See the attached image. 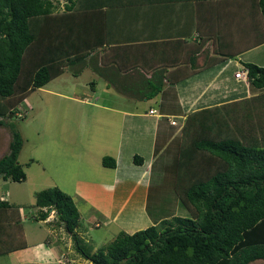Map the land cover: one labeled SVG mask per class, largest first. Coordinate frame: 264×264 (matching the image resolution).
<instances>
[{
  "label": "trees",
  "instance_id": "16d2710c",
  "mask_svg": "<svg viewBox=\"0 0 264 264\" xmlns=\"http://www.w3.org/2000/svg\"><path fill=\"white\" fill-rule=\"evenodd\" d=\"M130 2L137 3L136 0H66L59 10V0H0V126L22 113L20 106L30 93L65 73L67 67L73 75H79L87 65L85 59L106 44V39L110 45L107 44L108 53L101 61L125 74L128 68L125 41L113 37L119 36L115 22L120 21ZM143 3L148 6L154 0ZM237 3L245 8V17L253 13L258 16V42L263 43L264 0ZM245 66L252 86L264 89V66L254 63ZM104 71L101 67L98 74H108ZM158 74L162 76L156 78ZM183 78L162 68L160 73L146 79L112 76L105 80L130 99H151L166 82L175 83ZM262 96L255 100L259 119L253 135L256 137L250 135L252 139L242 129L232 130L225 119L218 122L221 115L218 108L187 117L176 159V188L188 215L164 218L133 233L120 231L94 252L80 246L79 209L73 198L59 187L37 192L35 206L40 211L35 219L46 220L55 210L78 252L93 264H250L264 260V116H259ZM255 114L253 109L233 110L227 118L235 125V119H253ZM23 143V137L15 131L9 153L0 158V175L5 179L17 182L27 179L18 159ZM133 159L137 164L143 162L137 155ZM102 164L116 168L117 161L115 157L105 156ZM8 208L19 210L0 200V221L13 218L4 212ZM13 220L23 231L19 219ZM1 229L4 227L0 224ZM24 246L25 243L21 247ZM21 247L14 244L7 251Z\"/></svg>",
  "mask_w": 264,
  "mask_h": 264
},
{
  "label": "crops",
  "instance_id": "0c3cea01",
  "mask_svg": "<svg viewBox=\"0 0 264 264\" xmlns=\"http://www.w3.org/2000/svg\"><path fill=\"white\" fill-rule=\"evenodd\" d=\"M136 1L137 3L130 2L125 6L120 21L115 22L116 34L119 36L113 38H118L117 41H125V63L128 67L125 68V74H120L116 66L110 64L107 66L101 61L102 56L108 53L107 44L110 41L107 42L106 39V44L99 47L97 52H91L85 59L87 65L81 72L87 71L93 74L94 79L87 83L89 88H85L87 84L83 87L84 94L91 96H75L80 93L67 90L68 88L60 85L55 87L53 82L57 78L67 71L71 73L68 67L65 73L39 88L54 93L60 98L59 100L72 96L73 98L70 97L69 100L76 102L78 108L75 116L79 117L78 123L81 126L90 120L83 112L80 113L88 107H94L103 114V116H93L94 120L103 119L106 121L105 124L113 123L119 142L115 148L106 147L110 154L107 153L105 156L115 157L116 168L102 166L101 171L91 167L92 165H86L88 163L86 162L83 169L85 176L74 178L73 197L81 220L86 215L89 220H94L95 225L97 222L101 225L104 223L105 226L113 224L119 229L120 226L125 227L127 221L139 223V218L151 216L149 201L150 192L154 188L152 184L156 158L163 154L162 151L166 152L169 149L176 155L177 145L182 141L181 130L190 114L218 108L221 112L218 122L225 119L223 121H228L232 130L237 129L239 132L238 129H242V133L252 139L250 135H256L259 119L255 105L258 102L255 100L258 96L263 98L264 95V89L252 86L248 80V69L245 66L246 63L264 66V42H258L260 30L257 26L258 16L253 13L245 17V8L237 3L238 0H154V3H149L148 6L144 5V0ZM167 63L176 64L167 66ZM101 67L109 77L108 74L104 76L98 74ZM162 68L167 69L173 76L184 78L175 83L166 82L154 98H129L127 100L130 107L127 108L126 105L121 107L109 104L110 101L106 98L97 96L100 89L102 95L107 93H104L102 88L104 91L115 89L108 85L106 78L114 76L125 79H146L153 77L157 72L160 73ZM192 69H195V72H191ZM239 71L245 72L247 78H237L236 73ZM160 76L162 75L158 74L156 78ZM93 96L96 97V101H92ZM151 100H154L155 104L149 105L147 109L145 104ZM140 103L144 105L141 106ZM151 109L154 110L153 113L150 112ZM250 109L257 112L253 119L251 117L235 119L236 123L233 125L232 120L227 118L230 111L246 112ZM263 113L264 101L259 116L263 117ZM171 119L177 120L176 125L171 124ZM138 136L145 139L141 149L131 150L134 147L125 149V141L135 140ZM71 143L74 144V141L71 140ZM9 151L8 148L0 158ZM136 155L142 157L141 164L134 162L133 158ZM92 168L94 175L91 174ZM0 180L8 182L7 180L11 179H5L0 175ZM11 199V192L8 193V189H4L0 194V200L10 205L19 204V210L16 208L4 210L9 213V218L11 215L13 218L11 217L9 221H0L1 226L4 227L0 231V251H7L9 246L17 243L16 240L21 235L18 233V224L13 219H20L22 223L25 204L23 201L12 203ZM130 201L135 202L129 206ZM38 209L40 211L39 207ZM183 209L180 213L184 216L188 215L184 206ZM125 214L128 220L125 219ZM164 215L160 212L152 222L158 224L169 216ZM174 215H177L175 211L169 217ZM38 222L46 223L44 220ZM81 227L82 222L79 228ZM48 232L45 233L47 234L45 238V235L42 237L46 239L45 242L30 244L26 239L25 247L4 252L9 259L8 263L59 264L58 261L56 262L58 256H54L64 249L62 246L64 240L59 237L55 229H49ZM49 236H52L53 240L48 239ZM35 245H37L35 255L26 253ZM0 257L3 258L2 255Z\"/></svg>",
  "mask_w": 264,
  "mask_h": 264
},
{
  "label": "rangeland",
  "instance_id": "374dc122",
  "mask_svg": "<svg viewBox=\"0 0 264 264\" xmlns=\"http://www.w3.org/2000/svg\"><path fill=\"white\" fill-rule=\"evenodd\" d=\"M65 1L59 0V10L63 9ZM92 76L91 72L85 71L79 74L78 77H74L67 71L53 83L55 87L60 85L63 88H68L67 90L80 93L75 94V96H91L84 94V90L87 87L89 88L87 83L89 80L94 79ZM86 84L87 86L83 88ZM102 91L104 93L107 92L105 93L107 96L100 93L101 89L97 96L106 98V100L110 101L109 104L130 107L129 100H127L129 97L119 93L116 89L104 91L102 88ZM70 97L72 96L59 100L60 98L54 93L37 89L30 93L28 98L21 104L22 115L18 114L9 119L5 125L0 126V156L9 148L15 131L24 138L18 159L23 165L27 178L24 183L12 180L1 182L0 180V194L4 189H8V193L11 192L12 203L16 204L23 201V204H25V207H23V221L22 223L20 222L23 231L18 225V233L21 234L22 231V234L16 240L17 247H21L26 239L30 244L33 242H45L46 239H42L43 235H45V238L47 236L45 233H49L48 230L53 228L58 231L59 237L64 240L62 244L64 249L61 253L54 256H58L56 262L58 261L60 264H93L78 252L73 237L69 236L63 224L59 222L55 210L49 213L47 219L44 220L46 221L45 224L35 219V216L39 214V209L34 203L37 192L57 186L74 200V178L85 176L83 169L86 162H88L86 165H92L91 167L96 170L103 169L102 160L108 153L106 147L111 148L113 146L115 148L119 142L117 132L113 129V123L105 124L106 121L103 119H93L95 115L103 116L94 107H88L80 111L90 120L83 126L79 125V117L75 116L78 107L76 102L69 100ZM91 99L96 101L95 96L91 97ZM152 104H155L154 100L147 101L145 106L148 109L149 105ZM140 105L143 106L144 104L140 103ZM115 115L119 116L117 113ZM115 115L114 117H117ZM71 140L74 141V144L71 143ZM144 142V137L141 138L139 136L129 142L126 140L125 149L131 147H134L131 150L141 149V145ZM148 149L150 148L148 147ZM179 149L180 144L177 145L176 150L178 151L176 155L173 150L169 149L166 152L162 151L163 154L156 158L152 184L154 188L150 192L149 201L151 216L146 215L139 218V223L138 221H127L125 222V227L120 226L121 230L133 233L139 229L154 225L152 219L159 216L160 212L169 216L174 211L177 215L182 214L180 212L184 210L183 204L176 188L177 166L175 162ZM59 151L61 152L59 153ZM93 168L91 169L92 175H94ZM76 169L80 170V172H76ZM133 202L135 201H130L128 205L131 206ZM17 207H19V204ZM51 213L52 215H50ZM187 214L189 213L187 212ZM182 215L184 216V214ZM125 219L128 220L126 214ZM81 222L82 227L77 230L78 235H80L79 244L87 251L94 252L97 248L106 245L121 231L113 224L105 226L104 223L101 225L97 222L96 226L94 220H89L86 215ZM48 239L53 240V237L49 236ZM36 247L37 245L32 246L29 252L26 253L35 255L37 253ZM6 253L0 254L3 256V258L0 257V264H9ZM250 264H264V260H257Z\"/></svg>",
  "mask_w": 264,
  "mask_h": 264
},
{
  "label": "built area",
  "instance_id": "2783aa9c",
  "mask_svg": "<svg viewBox=\"0 0 264 264\" xmlns=\"http://www.w3.org/2000/svg\"><path fill=\"white\" fill-rule=\"evenodd\" d=\"M242 76L245 77V78H247L245 72H243V71H239V72L236 73V77L237 78H241ZM150 112L153 113L154 110L151 109ZM19 114L22 115V113H19ZM170 122H171V124L176 125L177 120L176 119H171Z\"/></svg>",
  "mask_w": 264,
  "mask_h": 264
},
{
  "label": "clouds",
  "instance_id": "9594fccd",
  "mask_svg": "<svg viewBox=\"0 0 264 264\" xmlns=\"http://www.w3.org/2000/svg\"><path fill=\"white\" fill-rule=\"evenodd\" d=\"M97 226V225H96ZM98 226H100V225H98Z\"/></svg>",
  "mask_w": 264,
  "mask_h": 264
}]
</instances>
